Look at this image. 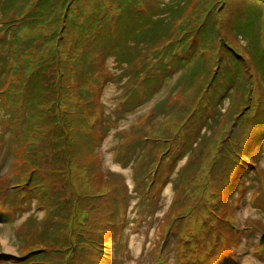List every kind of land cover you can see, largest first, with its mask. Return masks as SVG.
<instances>
[{
  "label": "rangeland",
  "instance_id": "rangeland-1",
  "mask_svg": "<svg viewBox=\"0 0 264 264\" xmlns=\"http://www.w3.org/2000/svg\"><path fill=\"white\" fill-rule=\"evenodd\" d=\"M160 1L174 4L176 0ZM249 4L247 0H228V9L223 12L224 32L233 26L237 13L242 17L241 8ZM259 22L261 25L256 26L258 44L264 51V17H260ZM115 65L114 57L108 58V70L114 75L100 94L105 104L104 114L96 112L98 117L88 130L87 138L83 124L74 121L72 136L76 142L74 149L68 151V174L61 182H46L48 187L53 184L55 189L65 192L59 196V200L65 202L54 210L47 205L39 206L38 195L32 189L27 190L21 207L29 208H19L13 218L7 215L8 222L0 218L3 253L0 264H10L20 253L19 246L28 242L23 234L31 232L22 233L21 228L26 218L33 215L35 227L52 210L56 215H48L45 222L38 223V230L33 234L39 238L36 240L45 243L43 250L30 257V264H264L263 249L257 245L261 232L254 231L257 222L264 227V184L254 177L258 169L264 173V129L254 137L252 126L244 127L239 136H230L221 143L217 122L223 115L214 112L211 104L205 111L202 103L196 107V116L190 122L179 123L182 111L189 105L182 98L180 86H176L185 67L177 69L152 92L139 94L138 100L144 97V102L134 110H126L129 103L117 109L115 105L122 100L119 97L123 90L121 85L127 77L120 78L121 68ZM222 67L224 74L225 64ZM237 77L242 80L241 73ZM223 78L227 76L224 74ZM39 80L47 84L44 79ZM2 87L4 85L0 89ZM52 89L50 87V91ZM230 99V94L224 95L222 101L217 102L220 110L226 109ZM149 110H153L147 113L149 116L135 121ZM3 112L0 97V119ZM121 113L124 115L120 116ZM213 115L218 119L216 123ZM132 124L138 132L130 128ZM41 126L44 129L36 141L38 148H34V133ZM148 126L154 128L160 142H148L155 138L146 132ZM129 129L136 133L127 139L114 134ZM50 133L49 120H36L34 129L27 134L29 149L23 159L25 165L34 150L36 158L41 157L31 169L36 174L29 175V182L40 175L39 195L46 197L52 192L43 186L46 175L55 164L59 165L52 159V151H45ZM1 135L6 140L0 146V181L1 175H9L10 161L14 158L11 151H18L21 140L19 134V137L14 136L10 128L0 123ZM162 141L166 142V147ZM212 144H219V149L212 150ZM233 146L247 155L250 163L246 168L237 164L239 151L229 154L228 149L231 151ZM76 158H81L80 167H76ZM82 179L94 180L100 188L96 189V185L89 182L85 186ZM197 200L199 206L191 208L193 217L175 219L173 215L177 212L189 213ZM186 201L190 203L184 205ZM251 219L257 222L249 225ZM248 228L254 232L248 234Z\"/></svg>",
  "mask_w": 264,
  "mask_h": 264
},
{
  "label": "trees",
  "instance_id": "trees-1",
  "mask_svg": "<svg viewBox=\"0 0 264 264\" xmlns=\"http://www.w3.org/2000/svg\"><path fill=\"white\" fill-rule=\"evenodd\" d=\"M247 1L251 4L241 8L242 17L237 13L233 26H229L226 32L223 31L222 23L228 0H176L174 4L160 0L2 1L0 87L5 85V88H1L3 92L0 95L4 106L1 122L4 128L13 131L14 136H21L18 151H11L14 157L10 161L11 174L0 181L2 221L8 222L7 215L13 218L19 208H29L21 207L22 199L29 189L38 195L39 206L47 205L54 210L61 208L65 202L59 200V196L65 192L61 188L55 189L53 184L48 187L46 182H61L68 174V151L74 149L76 142L72 136L74 121L83 124V134L87 138L88 130L94 126L95 117H98L96 112L104 114L105 104L100 94L107 82L113 79L114 72L108 70L107 66L110 57H114L115 66L121 68L120 78L127 77L121 85L123 90L119 97L122 100L115 105L117 109L129 103L126 110H134L144 102V97L138 100L139 94L143 96L145 92H152L177 69L185 67L176 80V86H180L182 98L189 105L182 111L179 123L190 122L196 116V107L201 103L205 105V111L209 110L211 104L213 111L220 112L224 117L218 120L213 115L215 123L217 120L220 123V132L217 134L221 136V143L230 136H239L238 133L248 126H252L251 134L254 137L262 134L264 51L258 44L259 31L256 26L261 25L259 19L264 17V0ZM255 45L260 49L256 50ZM223 64L226 79L223 78ZM238 73H241V81L237 77ZM39 79H44L47 84L40 83ZM219 90L221 92L218 95ZM229 94L231 99L222 111L217 102ZM152 111L140 115L135 121ZM206 118L203 119L208 120ZM38 119L51 122L50 140L45 151H52V159L59 163L54 165L52 171H48L43 184L52 189L48 197L39 195L40 175L35 181L29 182V175L36 174L31 169L41 161L40 156L36 158V150L34 155H28L27 163L23 165L29 149L27 134L34 129V122ZM113 120L117 125L118 121L115 118ZM130 128L139 131L134 124ZM43 129L41 126L34 133V148H38L36 141L41 138ZM131 129L114 134L127 139L130 134L133 136L136 133ZM146 132H149V137H155L148 140L150 144L160 142L154 134V128L148 126ZM5 140L4 135H1L0 146ZM162 143L164 147L167 146L166 142ZM210 148L217 150L219 144H212ZM238 151L240 157L237 164L242 169L246 168V164L250 163L247 155L244 156L243 151L234 146L231 151L228 149L229 154H238ZM75 163L76 167H80L81 158H76ZM262 171L258 169L254 177L264 184ZM87 182L96 185V189L100 188L91 179H82L81 183L86 186ZM196 204L199 206L200 201L197 200L190 210L187 209L189 213L177 212L173 216L176 220L193 217L191 208H195ZM53 210L48 215H56ZM48 215L38 221L35 227L32 225L33 215L26 218L25 226L21 227L22 233L29 231L31 234H23L28 242L19 246L20 253L15 260L9 261L10 264H30V257L44 249L45 242L36 240L39 238L33 234ZM210 217H213L212 213ZM254 221L257 222L251 219L249 225ZM254 231L262 234L264 227L257 222V230ZM254 231L247 229L248 234ZM257 245L263 249L264 256V243L258 241ZM56 248L63 249L62 246ZM2 254L0 250V256Z\"/></svg>",
  "mask_w": 264,
  "mask_h": 264
},
{
  "label": "water",
  "instance_id": "water-1",
  "mask_svg": "<svg viewBox=\"0 0 264 264\" xmlns=\"http://www.w3.org/2000/svg\"><path fill=\"white\" fill-rule=\"evenodd\" d=\"M260 242L263 243L264 242V234H262Z\"/></svg>",
  "mask_w": 264,
  "mask_h": 264
}]
</instances>
